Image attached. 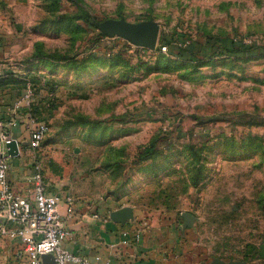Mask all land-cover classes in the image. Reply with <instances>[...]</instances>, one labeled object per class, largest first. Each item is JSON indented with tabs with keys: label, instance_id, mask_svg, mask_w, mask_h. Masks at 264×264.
Listing matches in <instances>:
<instances>
[{
	"label": "rangeland",
	"instance_id": "374dc122",
	"mask_svg": "<svg viewBox=\"0 0 264 264\" xmlns=\"http://www.w3.org/2000/svg\"><path fill=\"white\" fill-rule=\"evenodd\" d=\"M107 20L155 23L154 49L104 35ZM234 37L262 42L264 0H0V123L30 83L64 200L179 220L217 264H264V56L174 54ZM17 251L0 233V264Z\"/></svg>",
	"mask_w": 264,
	"mask_h": 264
},
{
	"label": "built area",
	"instance_id": "2783aa9c",
	"mask_svg": "<svg viewBox=\"0 0 264 264\" xmlns=\"http://www.w3.org/2000/svg\"><path fill=\"white\" fill-rule=\"evenodd\" d=\"M0 96V103H2ZM35 89L26 83L25 92L16 99L11 107L7 127L0 123V233L16 241L18 257L25 264H88L87 260L71 253L63 246L73 237L61 213L60 206L67 204V215L73 213L71 199L64 200L58 194L49 190L46 183L45 166L40 159L46 134L45 122L35 115ZM25 109L20 117L17 113ZM22 125L28 139L18 143L19 155L30 163L32 183V198L18 195L9 179L11 164L7 154L6 143L12 140L11 128ZM97 218V215H93ZM143 227H147L144 221ZM140 232L134 233V241L140 238ZM127 242L125 241L124 244Z\"/></svg>",
	"mask_w": 264,
	"mask_h": 264
},
{
	"label": "crops",
	"instance_id": "0c3cea01",
	"mask_svg": "<svg viewBox=\"0 0 264 264\" xmlns=\"http://www.w3.org/2000/svg\"><path fill=\"white\" fill-rule=\"evenodd\" d=\"M2 117L5 120L10 118L7 108H3ZM10 131L12 140L17 143L27 141L28 135L24 127L15 126ZM10 164L9 179L15 192L30 198V185L23 181V178L28 179L31 174L29 161L20 156ZM49 190L64 198L62 194L52 190L50 185ZM107 208L108 206H101L87 216L73 205V213L68 216L67 206L63 203L59 210L73 233L72 239L64 243L65 249L86 259L88 264H217L207 253L197 250L193 236H185L186 230L182 228L181 221H151L138 219L134 215L131 221L119 223L109 220V213L113 210ZM94 214L97 218L93 217ZM144 221L147 222L146 228L143 227ZM137 230L141 232L139 240L135 242L134 233ZM18 258L21 264H25Z\"/></svg>",
	"mask_w": 264,
	"mask_h": 264
},
{
	"label": "trees",
	"instance_id": "16d2710c",
	"mask_svg": "<svg viewBox=\"0 0 264 264\" xmlns=\"http://www.w3.org/2000/svg\"><path fill=\"white\" fill-rule=\"evenodd\" d=\"M184 42V41H181ZM174 53L177 59L184 58L187 62H199L228 57L243 60L264 56V37L262 42L254 41L245 43L241 37L234 38H209L203 43H190L187 47H176Z\"/></svg>",
	"mask_w": 264,
	"mask_h": 264
},
{
	"label": "water",
	"instance_id": "95a60500",
	"mask_svg": "<svg viewBox=\"0 0 264 264\" xmlns=\"http://www.w3.org/2000/svg\"><path fill=\"white\" fill-rule=\"evenodd\" d=\"M100 30L110 38L120 37L137 47L147 49H154L158 35V26L153 22L130 23L125 20H107L100 25ZM5 147L10 158L18 157L19 145L17 141L11 140L6 143ZM124 216L126 215L116 213L112 219L119 223L133 219L131 214L129 217L126 216V219H123Z\"/></svg>",
	"mask_w": 264,
	"mask_h": 264
}]
</instances>
